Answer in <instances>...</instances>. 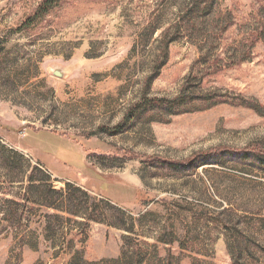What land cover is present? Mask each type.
Wrapping results in <instances>:
<instances>
[{"label": "rangeland", "instance_id": "rangeland-1", "mask_svg": "<svg viewBox=\"0 0 264 264\" xmlns=\"http://www.w3.org/2000/svg\"><path fill=\"white\" fill-rule=\"evenodd\" d=\"M42 1L0 0V146L26 162L0 167V189L4 175L42 173L51 191L89 190L96 211L134 224L131 235L91 223L76 245L87 261L120 258L130 237L144 264H165L170 252L171 264H264V166L240 156L264 147V116L242 104L264 107V41L230 61L263 22L264 0H200L213 7L169 45L145 96L173 100L192 79L199 98L177 113L146 111L114 136L101 128L144 102L161 42L197 0H61L25 27ZM27 207L26 227L0 234V264H70L73 254L55 258L43 237L41 216L55 212Z\"/></svg>", "mask_w": 264, "mask_h": 264}, {"label": "trees", "instance_id": "trees-1", "mask_svg": "<svg viewBox=\"0 0 264 264\" xmlns=\"http://www.w3.org/2000/svg\"><path fill=\"white\" fill-rule=\"evenodd\" d=\"M61 0H44L40 3L36 9L34 16L29 19L24 26H31L36 19L47 15L53 6ZM183 13L178 17L174 25L173 38L164 39L160 45V55L158 60L152 68V73L144 80L145 83L142 88V101L131 107L128 110V114L125 116L121 124L116 125L112 130H107L101 128L103 132L107 133L110 136H114L119 133L125 132L135 120L141 118L146 111L149 110H158V111H170L177 113L179 109L192 104L198 96L194 95L192 79H186L187 81L181 88L177 97L173 100L168 99H148L146 92L149 90L150 85L153 80L158 76L162 67L165 66V62L168 56V47L171 43L175 41V38L180 36L182 31L188 32L191 29H195L201 25V18L199 17L200 9L204 12L213 7L211 1L205 3L204 5L200 0L191 2ZM264 41V20L259 24L254 31H252L251 37L245 41L246 43L241 45V49L235 51L230 58L233 65H238L244 59V56L249 53L250 48L258 42ZM217 52V51H216ZM235 59H237L236 62ZM204 61V54L198 60V63ZM215 64L220 63V56H215ZM146 96V97H145ZM143 98H146L143 99ZM203 99V98H202ZM245 107L252 109L261 116H264V107H261L258 104H253L249 102L242 103ZM262 149L252 150L253 152L240 154L245 160L249 159L254 161L255 164L264 166V147ZM11 158L18 159L19 162L23 163L24 166L26 162L23 161V158L20 154L16 153L11 149H6L0 146V167L1 169L6 170L5 168H10L12 162H9ZM21 170V168H19ZM36 169H33V172ZM32 172V173H33ZM24 176V174H22ZM40 179L34 180V177L31 175L21 177L18 181H13L10 175H4L3 179L5 184L8 186L4 193V189H0V194L3 198L0 199V234L2 232L19 230L23 227H26V223L29 222V217L32 215H24V212L30 213L34 207L28 208L27 204L31 206L44 207L48 210H53L55 214H43L41 217L45 223L44 228V238L46 241L53 242L52 248L58 249L57 253L54 254L55 258L58 257V254L67 251L73 254L70 264H144L145 256L142 255L140 250V244H132V239L130 237H125L122 239L121 244V255L117 259H104L103 261L93 262L87 261L84 257V252L81 249H76L77 242L84 244L88 241V228L91 223H103L106 222L109 226L121 229L127 234L133 235L134 224L129 227L123 223H113L108 220V216L102 215L101 211H96L95 206L92 205L89 191H80L78 189H73V185H66L65 191H51L49 187L45 186L50 181V177L42 173H39ZM2 177V176H1ZM38 181V182H37ZM44 183V186L38 184ZM17 184V190L23 191L24 193L13 194L11 191L14 189L13 185ZM23 185H25L23 187ZM12 193V194H11ZM77 194L80 195L78 198ZM19 198V199H17ZM102 203V201L100 202ZM146 202H143V205H146ZM83 207L85 209L83 211ZM19 213V214H18ZM122 216L124 214L122 213ZM130 220V219H129ZM120 221V220H119ZM132 221V220H131ZM133 223V221H132ZM70 238V239H69ZM59 241V245H55L54 242ZM66 246L64 247V245ZM173 258L172 252L168 253V258L166 259L165 264H171V259ZM192 264H204L198 258L193 261Z\"/></svg>", "mask_w": 264, "mask_h": 264}, {"label": "crops", "instance_id": "crops-1", "mask_svg": "<svg viewBox=\"0 0 264 264\" xmlns=\"http://www.w3.org/2000/svg\"><path fill=\"white\" fill-rule=\"evenodd\" d=\"M28 149V148H27ZM29 150V149H28ZM27 150V151H28ZM42 163V162H41ZM54 163L56 164L55 165V169H57L56 167H58V169L60 168L59 166H57V161H54ZM44 164V163H43ZM86 164L87 163H85V168H86ZM44 166H46V169L50 172V173H52L53 174V171H52V169H50L49 167H48V165H46V164H44ZM90 189H92V188H90ZM84 190V189H83ZM86 191V190H85ZM89 191V190H88ZM91 193L93 194L94 192L91 190ZM96 193V192H95ZM95 193L93 194V195H95Z\"/></svg>", "mask_w": 264, "mask_h": 264}, {"label": "water", "instance_id": "water-1", "mask_svg": "<svg viewBox=\"0 0 264 264\" xmlns=\"http://www.w3.org/2000/svg\"><path fill=\"white\" fill-rule=\"evenodd\" d=\"M54 75H55L56 77H61V73H60L59 71H55V72H54Z\"/></svg>", "mask_w": 264, "mask_h": 264}]
</instances>
